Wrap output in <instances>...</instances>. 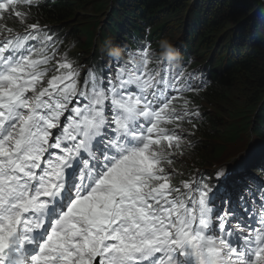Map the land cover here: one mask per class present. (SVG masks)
Returning <instances> with one entry per match:
<instances>
[{
    "label": "snow or ice",
    "instance_id": "1",
    "mask_svg": "<svg viewBox=\"0 0 264 264\" xmlns=\"http://www.w3.org/2000/svg\"><path fill=\"white\" fill-rule=\"evenodd\" d=\"M44 6L0 0V264H264V181L178 167L204 77L147 42L85 68Z\"/></svg>",
    "mask_w": 264,
    "mask_h": 264
},
{
    "label": "trees",
    "instance_id": "2",
    "mask_svg": "<svg viewBox=\"0 0 264 264\" xmlns=\"http://www.w3.org/2000/svg\"><path fill=\"white\" fill-rule=\"evenodd\" d=\"M41 3L45 5L43 8L31 10L33 18L61 37V53L71 57L75 54V59L68 58L83 66L96 62L99 48L120 35L126 43H133L127 34L149 42L156 54L158 41L174 31L179 33L173 44L182 53V61L188 64L186 71L207 68L213 78L198 93L185 95L195 101L194 106L199 107L205 101L222 103L226 111L225 119L202 115L194 138H190L191 146L181 158L185 166L178 165L186 174L189 168L207 171L224 154L226 143L249 137L264 140V27L261 26L264 0H41ZM235 3L241 7L233 12ZM215 4L220 8L211 17V6ZM185 11L186 16L182 17ZM99 15L103 17L96 21ZM173 21L177 28L166 26ZM217 36L223 40L220 50L210 52L216 43L208 39ZM209 52L210 57L203 59Z\"/></svg>",
    "mask_w": 264,
    "mask_h": 264
},
{
    "label": "rangeland",
    "instance_id": "3",
    "mask_svg": "<svg viewBox=\"0 0 264 264\" xmlns=\"http://www.w3.org/2000/svg\"><path fill=\"white\" fill-rule=\"evenodd\" d=\"M233 7H236L235 9H232V11L235 12L241 7V5L235 3V5ZM219 8L220 7L218 6V4H215V5L211 6L210 16L212 17L214 15V12L216 13V10H219ZM186 10L188 12L189 9H186ZM187 12L185 11L182 14V17L186 16ZM87 16H89V14ZM101 17H103V16L102 15L97 16L95 18L96 21H98V19L101 18ZM165 21H167V20H165ZM166 26L167 27L168 26H172V28H177L178 27L176 25V21L168 22L166 24ZM173 26H175V27H173ZM178 36H179V33L174 31V32H172L171 36H169V37L165 36V38L173 37L172 39H169L173 43ZM208 40L209 41H215V43H216L215 46L213 47V49L210 47V49H209L210 52H214V51L220 50V47H221V45L223 43V40L221 39V36L209 38ZM204 49H205V46H203V51H204ZM210 52L209 53H205V56H203V59H207L208 57H210V55H211ZM71 54H72V52H71ZM72 56H74V57H71L70 54H68V57H70L71 59H75L76 58L75 54L72 55ZM153 56H155L154 53H153ZM183 66H185V68H186L187 65H183ZM200 72L203 73L202 69H197L196 70L197 77H200ZM203 74H205V73H203ZM198 82H199V80H197V83ZM198 108H199V111L201 112L202 115L210 116V117L212 115L213 116H221L222 119H225V115L224 114H225L226 111H225V106L222 103H220V104L214 103V102L209 103L208 101H205ZM247 136L248 135L242 136L240 138L242 139L243 137L245 138ZM191 138H194V136L191 137ZM223 148L225 149L224 154L218 160L214 161L208 167L207 171L210 172V173H214V171L217 169V167L226 166L230 170V172H232L230 178H233V177L236 176V175H233L234 172L240 171L241 162L246 159L244 157H246L248 154L254 152L255 148L264 150V145L257 143L252 138H249V139L245 138V139H243L241 141H235L232 144L231 143H226L225 145H223ZM186 164L189 167H192L190 165V163L186 162ZM182 166H185V164L182 165ZM188 171L189 172H194L195 170L192 171L191 168H189Z\"/></svg>",
    "mask_w": 264,
    "mask_h": 264
},
{
    "label": "clouds",
    "instance_id": "4",
    "mask_svg": "<svg viewBox=\"0 0 264 264\" xmlns=\"http://www.w3.org/2000/svg\"><path fill=\"white\" fill-rule=\"evenodd\" d=\"M159 49L156 53L158 60H162L172 67H179L182 61V53L175 48L174 44L167 38H162L158 41ZM108 57L113 60L123 58V50L119 46L112 44L111 40L105 42L103 49Z\"/></svg>",
    "mask_w": 264,
    "mask_h": 264
}]
</instances>
